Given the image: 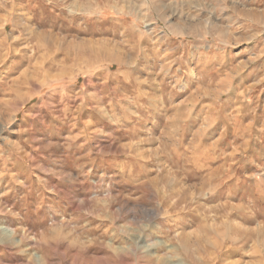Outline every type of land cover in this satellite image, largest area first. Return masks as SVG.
<instances>
[{
    "label": "rangeland",
    "instance_id": "rangeland-1",
    "mask_svg": "<svg viewBox=\"0 0 264 264\" xmlns=\"http://www.w3.org/2000/svg\"><path fill=\"white\" fill-rule=\"evenodd\" d=\"M0 264H264V0H0Z\"/></svg>",
    "mask_w": 264,
    "mask_h": 264
},
{
    "label": "bare ground",
    "instance_id": "bare-ground-1",
    "mask_svg": "<svg viewBox=\"0 0 264 264\" xmlns=\"http://www.w3.org/2000/svg\"><path fill=\"white\" fill-rule=\"evenodd\" d=\"M5 10V9H4ZM29 15H30V13H29ZM30 21H32V20H30ZM2 25V24H1ZM4 29V28H3ZM8 36V35H7ZM11 37V36H10ZM15 40V39H14ZM3 48V47H2ZM9 234H10V232H9ZM11 237V236H10ZM147 247V246H146Z\"/></svg>",
    "mask_w": 264,
    "mask_h": 264
}]
</instances>
